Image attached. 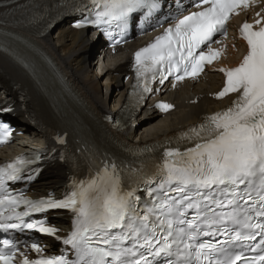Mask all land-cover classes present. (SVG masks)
Instances as JSON below:
<instances>
[{
  "label": "snow or ice",
  "instance_id": "6c2138e0",
  "mask_svg": "<svg viewBox=\"0 0 264 264\" xmlns=\"http://www.w3.org/2000/svg\"><path fill=\"white\" fill-rule=\"evenodd\" d=\"M256 2L192 0L200 10L185 15L181 0L174 5L168 0H79L72 11L94 13V18L73 26L91 24L112 39L115 30L125 33L133 21L149 27L169 22L162 35L134 54L137 80L129 103L135 97L139 104L153 92L150 85L157 78L164 84L171 77L173 88L198 78L221 55L212 48L220 43L214 37L226 36L230 17ZM255 24L245 22L239 30L247 54L238 66L218 69L225 81L215 95L237 94L230 106L182 131L151 167L143 160L130 164L98 157L85 144L81 152L90 157L94 172L74 181L62 199H30L13 185L32 182L40 169L30 165L42 157L0 166V232L6 237L0 239V264H264V23L257 19ZM17 60L31 68L22 56ZM156 107L168 112L174 106ZM6 127L0 123V129ZM58 141L65 143L62 137ZM61 212L72 215L65 237L47 222L49 213ZM30 231L60 242V253L46 255L38 240L13 235ZM29 251L37 257L29 259Z\"/></svg>",
  "mask_w": 264,
  "mask_h": 264
},
{
  "label": "bare ground",
  "instance_id": "6f19581e",
  "mask_svg": "<svg viewBox=\"0 0 264 264\" xmlns=\"http://www.w3.org/2000/svg\"><path fill=\"white\" fill-rule=\"evenodd\" d=\"M9 1L11 0H0V4ZM26 1L29 0L0 8V29L5 33L11 31L17 34L9 39L13 54L8 56L0 54V91H8V96H0V100L15 104L16 119L26 123L36 121L40 126H43L54 118L59 117L62 114L61 110H71L73 104V94H69L70 96L65 102L61 100L60 96L63 94V89L60 77L58 76L54 84L51 83V78L48 74L50 68L32 51L33 44L42 45L54 56L61 72L70 78L76 93L87 102L93 112L102 113V108L108 104V96L112 88L118 90L116 104L121 103L127 93V86L122 85L118 78H111L110 81L102 84L97 81V77L99 74H102L104 78L109 74L122 72L123 68H117L113 72L105 74V69L110 67V61L102 65L103 70L101 73L92 74L90 44L83 32H73L68 28L59 29L55 38L57 40L56 45L49 38H39L34 31L39 17L28 15L33 3L25 6ZM21 15H25L22 17L24 22L15 24V21L19 20ZM97 51L99 49H96L94 53ZM17 56H22L24 62L31 65V68H28L29 70L32 71L37 67L44 72V75L42 77H29L24 72V64L17 60ZM119 60L120 58L116 59V61L112 60L115 61V66L119 64ZM209 84L210 86H195L189 88L186 92L179 93L176 96L177 103L180 105L179 110L165 120H159L160 118L156 117L150 126H145L140 130L138 136H144L149 139L159 138L167 131H171L185 123L194 122L198 116L210 112L214 108L215 103L208 98L203 99L198 106L186 105L198 94L206 95L212 93L215 90L217 81L212 80ZM13 88H17V91L13 92ZM22 95L26 101L25 105L19 103V98ZM45 95L46 97H44ZM55 171L57 172L56 175L52 174L46 179L45 183L40 184L38 187L54 189L60 184L63 173L66 170L58 168Z\"/></svg>",
  "mask_w": 264,
  "mask_h": 264
},
{
  "label": "rangeland",
  "instance_id": "374dc122",
  "mask_svg": "<svg viewBox=\"0 0 264 264\" xmlns=\"http://www.w3.org/2000/svg\"><path fill=\"white\" fill-rule=\"evenodd\" d=\"M90 61H91V59H90Z\"/></svg>",
  "mask_w": 264,
  "mask_h": 264
}]
</instances>
